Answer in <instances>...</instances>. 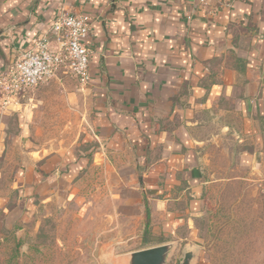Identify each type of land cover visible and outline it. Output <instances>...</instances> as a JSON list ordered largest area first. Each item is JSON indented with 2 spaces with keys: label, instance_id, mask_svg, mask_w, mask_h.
Returning a JSON list of instances; mask_svg holds the SVG:
<instances>
[{
  "label": "crops",
  "instance_id": "0c3cea01",
  "mask_svg": "<svg viewBox=\"0 0 264 264\" xmlns=\"http://www.w3.org/2000/svg\"><path fill=\"white\" fill-rule=\"evenodd\" d=\"M62 9L92 18L89 80L60 71L26 93L0 87V163L16 180L4 228L73 194L86 168L104 167L114 172L113 215H149L148 245L126 251L123 264L162 245L170 264L177 231L204 213L219 180L208 178L212 156L264 171V0H0V73ZM48 91L55 109L76 115L84 148L36 143Z\"/></svg>",
  "mask_w": 264,
  "mask_h": 264
},
{
  "label": "rangeland",
  "instance_id": "374dc122",
  "mask_svg": "<svg viewBox=\"0 0 264 264\" xmlns=\"http://www.w3.org/2000/svg\"><path fill=\"white\" fill-rule=\"evenodd\" d=\"M42 98L36 143L59 151L84 148L76 115L55 109L52 91ZM211 159L217 172L208 178L219 180L205 193L204 213L177 231L170 264H180L188 252L190 264H264V171L238 168L232 154ZM0 170V264H123L126 251L149 243L142 240L146 219L113 215L114 172L104 167L86 168L73 194L50 199L33 220L7 230L4 200L14 201L16 180L2 162Z\"/></svg>",
  "mask_w": 264,
  "mask_h": 264
},
{
  "label": "built area",
  "instance_id": "2783aa9c",
  "mask_svg": "<svg viewBox=\"0 0 264 264\" xmlns=\"http://www.w3.org/2000/svg\"><path fill=\"white\" fill-rule=\"evenodd\" d=\"M92 18L62 9L48 31L34 38L16 60L0 73L6 94H21L47 84L65 71L85 84L89 80L90 50L86 42Z\"/></svg>",
  "mask_w": 264,
  "mask_h": 264
},
{
  "label": "water",
  "instance_id": "95a60500",
  "mask_svg": "<svg viewBox=\"0 0 264 264\" xmlns=\"http://www.w3.org/2000/svg\"><path fill=\"white\" fill-rule=\"evenodd\" d=\"M168 250L169 246L162 245L135 251L131 254V264H165ZM192 258L193 254L188 252L180 264H190Z\"/></svg>",
  "mask_w": 264,
  "mask_h": 264
},
{
  "label": "trees",
  "instance_id": "16d2710c",
  "mask_svg": "<svg viewBox=\"0 0 264 264\" xmlns=\"http://www.w3.org/2000/svg\"><path fill=\"white\" fill-rule=\"evenodd\" d=\"M149 223V215L146 216V224Z\"/></svg>",
  "mask_w": 264,
  "mask_h": 264
}]
</instances>
